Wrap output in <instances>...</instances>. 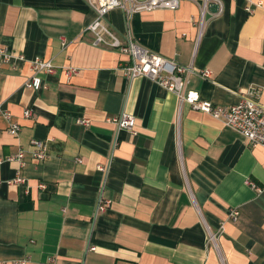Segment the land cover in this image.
<instances>
[{
	"label": "crops",
	"instance_id": "obj_1",
	"mask_svg": "<svg viewBox=\"0 0 264 264\" xmlns=\"http://www.w3.org/2000/svg\"><path fill=\"white\" fill-rule=\"evenodd\" d=\"M221 2L201 28L193 0L131 19L114 8L108 21L122 40L194 67L186 89L202 99L264 102V0ZM95 17L86 0H0V47L12 53L0 104L20 124L11 134L0 111V264H264V147L150 78H127L129 57L86 30ZM35 58L54 68L39 90L25 85ZM122 111L136 135L109 120Z\"/></svg>",
	"mask_w": 264,
	"mask_h": 264
},
{
	"label": "built area",
	"instance_id": "obj_2",
	"mask_svg": "<svg viewBox=\"0 0 264 264\" xmlns=\"http://www.w3.org/2000/svg\"><path fill=\"white\" fill-rule=\"evenodd\" d=\"M182 1L183 0H86L89 7L96 13V17L93 21L86 26V30L94 34L95 45L117 49L129 57V61L121 67L123 74L127 78L132 79L138 76L150 78L162 87L175 93L180 103L186 101L190 103L195 110L207 112L216 119L221 120L224 125L239 132L250 146L264 147V102L255 99L251 93H241L238 102L228 105L216 104L211 100L202 99L199 92L186 89L187 83L189 82V75L196 71L194 67L181 64L173 58L163 56L143 46L136 38L129 37L126 40H122L108 21V14L114 8L123 9L126 17L131 19L135 13L142 11H153L157 9L176 10ZM193 1H198L201 4V14L199 20H197L200 28L210 15L215 14L209 9L211 3L215 2L220 5L218 13L223 10L221 0ZM248 1L252 3V0ZM257 5L262 6L263 2H258ZM247 10L249 12L253 11L250 6H248ZM11 57L12 53H10L9 50L0 47V66L2 63L8 62ZM19 57L20 59H24L22 55ZM31 66L33 75L26 81L25 85L39 90L44 85L43 79L39 73L43 71L51 73L54 71V68L51 62L44 61L41 58L33 59ZM66 71L69 76H72L74 73L78 72V69L76 67H69ZM201 75L204 78H209L211 76V71L205 69L201 72ZM0 111L10 121L9 132L11 134H17L20 130V124L13 119L12 114L8 110L2 107V104H0ZM31 114V108H26L24 115L29 117ZM109 120L115 124L118 129L127 130L135 135L138 133L136 129L137 119L134 114L122 111L110 117ZM80 123L88 125L89 119H80ZM31 144L34 147V157L39 161L44 160L47 156L45 142L33 138ZM23 156L24 152L21 151L15 155H11L8 160H20ZM100 169H104V167L100 166ZM25 181L26 179L21 173L14 178L15 183H24ZM246 182L253 188L261 190L251 179H248ZM109 204L110 200L100 201L98 210H105ZM237 214L238 211L235 210L231 213V218L236 219ZM214 236L215 235L211 234V238ZM91 249H95V247H91Z\"/></svg>",
	"mask_w": 264,
	"mask_h": 264
}]
</instances>
